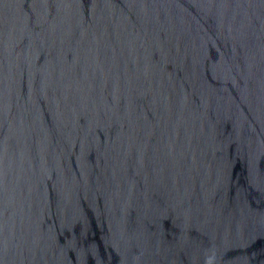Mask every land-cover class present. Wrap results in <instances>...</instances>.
<instances>
[{
  "label": "water",
  "instance_id": "water-1",
  "mask_svg": "<svg viewBox=\"0 0 264 264\" xmlns=\"http://www.w3.org/2000/svg\"><path fill=\"white\" fill-rule=\"evenodd\" d=\"M0 264H264V0H0Z\"/></svg>",
  "mask_w": 264,
  "mask_h": 264
}]
</instances>
